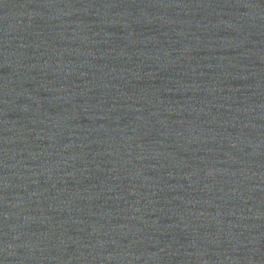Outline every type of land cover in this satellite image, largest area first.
<instances>
[{"label":"water","instance_id":"95a60500","mask_svg":"<svg viewBox=\"0 0 264 264\" xmlns=\"http://www.w3.org/2000/svg\"><path fill=\"white\" fill-rule=\"evenodd\" d=\"M0 264H264V0H0Z\"/></svg>","mask_w":264,"mask_h":264}]
</instances>
